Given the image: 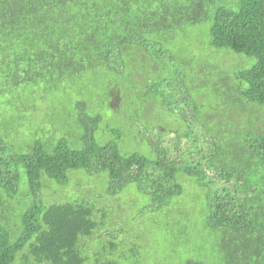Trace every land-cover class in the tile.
<instances>
[{
	"label": "trees",
	"instance_id": "16d2710c",
	"mask_svg": "<svg viewBox=\"0 0 264 264\" xmlns=\"http://www.w3.org/2000/svg\"><path fill=\"white\" fill-rule=\"evenodd\" d=\"M203 189L189 227L264 264V0H0V264H141Z\"/></svg>",
	"mask_w": 264,
	"mask_h": 264
},
{
	"label": "rangeland",
	"instance_id": "374dc122",
	"mask_svg": "<svg viewBox=\"0 0 264 264\" xmlns=\"http://www.w3.org/2000/svg\"><path fill=\"white\" fill-rule=\"evenodd\" d=\"M210 97L212 102L218 98L213 94ZM49 106L52 108L51 104ZM21 133L27 134L28 131L25 128ZM23 138H18V140L22 142ZM166 138L169 139L168 136ZM98 178L101 180L103 177ZM77 179L79 183H83L84 177L80 175ZM104 185L102 179L97 186V191L103 190ZM72 189L73 185L70 184L67 189H62L61 195L55 194L52 198H48L50 200L62 199L69 195ZM204 195V189L202 191L189 190L187 198L182 197V201L178 200V204H181L180 212L188 216L187 221L182 220V216H167L166 214L162 216L161 213L156 211L154 213L149 208L144 210L142 218L135 219L137 211L144 204V198L137 197L132 208L127 212L135 219L131 227V233L134 236L132 241L135 248L134 256L140 258L141 264H180L186 259H193L202 264H230L222 249V240L218 236L201 226L189 227L188 225L194 220L197 225L202 224V212L197 209L202 211L205 202L200 198ZM112 219L118 223L117 217H112ZM184 234H186L185 243L182 242Z\"/></svg>",
	"mask_w": 264,
	"mask_h": 264
}]
</instances>
